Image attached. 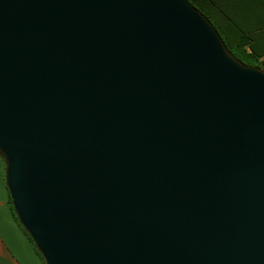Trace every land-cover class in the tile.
<instances>
[{
	"label": "water",
	"instance_id": "water-1",
	"mask_svg": "<svg viewBox=\"0 0 264 264\" xmlns=\"http://www.w3.org/2000/svg\"><path fill=\"white\" fill-rule=\"evenodd\" d=\"M0 157L44 264H264V69L189 0H0Z\"/></svg>",
	"mask_w": 264,
	"mask_h": 264
},
{
	"label": "trees",
	"instance_id": "trees-1",
	"mask_svg": "<svg viewBox=\"0 0 264 264\" xmlns=\"http://www.w3.org/2000/svg\"><path fill=\"white\" fill-rule=\"evenodd\" d=\"M189 2L212 22L229 50L239 60L264 69L261 62L264 58V0H189ZM10 203L12 205L11 197ZM12 210L18 222L13 205ZM20 227L22 228L21 225ZM28 238L35 248L32 239L29 236ZM37 254L42 260L41 255L38 252Z\"/></svg>",
	"mask_w": 264,
	"mask_h": 264
},
{
	"label": "crops",
	"instance_id": "crops-1",
	"mask_svg": "<svg viewBox=\"0 0 264 264\" xmlns=\"http://www.w3.org/2000/svg\"><path fill=\"white\" fill-rule=\"evenodd\" d=\"M0 264H43L27 234L15 219L0 157Z\"/></svg>",
	"mask_w": 264,
	"mask_h": 264
},
{
	"label": "rangeland",
	"instance_id": "rangeland-1",
	"mask_svg": "<svg viewBox=\"0 0 264 264\" xmlns=\"http://www.w3.org/2000/svg\"><path fill=\"white\" fill-rule=\"evenodd\" d=\"M261 62L264 64V58L261 60Z\"/></svg>",
	"mask_w": 264,
	"mask_h": 264
}]
</instances>
